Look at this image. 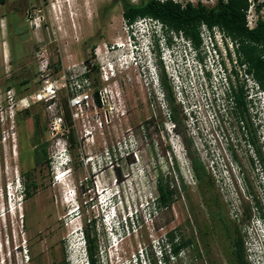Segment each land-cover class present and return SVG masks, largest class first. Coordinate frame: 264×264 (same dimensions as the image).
I'll return each mask as SVG.
<instances>
[{"label":"rangeland","instance_id":"obj_1","mask_svg":"<svg viewBox=\"0 0 264 264\" xmlns=\"http://www.w3.org/2000/svg\"><path fill=\"white\" fill-rule=\"evenodd\" d=\"M139 1L0 0V264H88L86 227L95 229L100 264H235L228 228L243 235L248 259L264 262L260 83L218 28L201 27L197 52L180 35L164 51H147V41L156 47L167 33L148 17L126 22L124 2ZM257 17L251 7L250 26ZM82 60L94 62L91 79L108 89L105 104L76 119L66 90L50 105L23 104L43 84L41 64L58 78ZM163 73L176 120L157 85ZM232 86L246 90L247 112L229 97ZM69 112L65 133L54 131L55 120L64 122ZM34 114L45 127L40 140ZM28 174L38 184L30 197L22 190ZM160 178L177 189L169 207L154 202ZM199 226L210 230L207 245L197 238ZM194 235V245L174 253L175 244Z\"/></svg>","mask_w":264,"mask_h":264},{"label":"trees","instance_id":"obj_2","mask_svg":"<svg viewBox=\"0 0 264 264\" xmlns=\"http://www.w3.org/2000/svg\"><path fill=\"white\" fill-rule=\"evenodd\" d=\"M263 5L261 0H217L213 5L205 4L202 1L197 3L188 1L186 4H182L175 0H140L137 3L124 2L123 16L130 25H133L138 18L148 17L156 19L162 23L169 41H172L174 34H182L199 51L202 49L201 27L206 25L210 33L215 28H218L225 37H229L237 44L239 54L237 60L240 64L247 67L245 71L250 72L259 81L260 87L264 90V17L260 14ZM251 7H254L256 12H258V17L253 27L249 25L248 18V12ZM161 77L167 90V101L172 110L170 116L176 120L177 109L174 105L172 88L167 81L165 73ZM232 94L233 96L229 95V97L234 99L232 102H235L241 111L247 112L249 109L246 90L243 88L238 90L232 86ZM64 118L67 124L71 118V113L69 112ZM32 119L33 135L36 140H40L45 134V127L41 125L40 114L32 115ZM194 164L197 177L201 179V167L197 163ZM28 175L29 177L23 181L22 189L26 197L32 196L38 187L36 181L31 178L30 174ZM157 186L158 195L154 199L156 205L158 207L171 206L174 201V195L177 192L175 186L162 178L157 180ZM220 219H222L221 223L225 227L228 226L223 217H220ZM91 221H93L91 225L95 226L94 220L92 219ZM94 231V227L90 229L86 227L85 231H83L88 264H100L99 242ZM195 238L196 236L194 235L193 237L190 236L180 240L173 247L174 253L178 254L183 248L194 245ZM230 249L238 257L237 264H250L245 262L246 254L242 240L239 239V242L232 241Z\"/></svg>","mask_w":264,"mask_h":264},{"label":"built area","instance_id":"obj_3","mask_svg":"<svg viewBox=\"0 0 264 264\" xmlns=\"http://www.w3.org/2000/svg\"><path fill=\"white\" fill-rule=\"evenodd\" d=\"M204 26L206 27V25ZM133 43L134 42L130 40V44H132V46H135L136 44ZM213 49H215L214 46ZM134 51L135 50H133V52ZM102 53H103V49L101 46L95 48V54L97 56L100 57ZM93 68H94V62H91L90 60H82L80 62H75L69 65L67 71H65L61 77L55 78L51 74V68L49 64L48 63L41 64L40 71H41V75L43 76L42 86L37 92L31 93L29 96H24L23 98H21V101L22 102L24 101L23 104L27 102L29 105V101L31 99L32 102L35 103L40 101H45L50 105L52 103H55V100L59 96L61 91L66 90L69 95L68 98L70 104L74 108L73 118L74 119L79 118L84 114L85 110L91 109L92 107L97 108L98 104H105L107 100L108 89L106 87L97 89L93 85V81L91 79V72ZM110 68H113V66L110 65L108 69L111 70ZM108 77L109 76L104 73L103 75L104 80H107ZM257 87L260 86L258 85ZM97 91H98V95H97ZM259 92L264 93V90L261 89L259 90ZM262 100L264 101V96H262ZM60 119L63 118H61L60 116ZM64 122L59 123L57 122V120H55L56 124H54L53 126L54 131L58 133L61 132L64 134L65 130H67V127H69L66 124V122L65 123ZM249 259H251L250 255H249ZM249 261L252 262L253 264L264 263V262H260V260L255 261L251 259Z\"/></svg>","mask_w":264,"mask_h":264},{"label":"flooded vegetation","instance_id":"obj_4","mask_svg":"<svg viewBox=\"0 0 264 264\" xmlns=\"http://www.w3.org/2000/svg\"><path fill=\"white\" fill-rule=\"evenodd\" d=\"M161 85H162V89H164V91L166 92V94H167V90H166V87L164 86V83H163V81H162V77H161V83H160ZM171 118V117H170ZM176 128V125H174V129ZM215 218H216V220L218 219V221L221 223V220L222 219H220V217L219 218H217L218 217V215H215L214 216ZM200 228H199V232H200V234L198 235V240H200V242H202L203 244H206L207 245V243H209L208 241H207V236H209L210 235V230L208 229V228H205V229H203L201 226H199ZM234 232V233H233ZM233 232L228 228L227 229V231H225V234L227 235V236H233V238H232V240L233 241H236V242H239V239L240 240H242L243 241V243H244V238H243V235H241V237H240V235L236 232V229L235 228H233ZM229 258L231 259V262L233 261V262H235V264H237L238 263V257H237V255L234 253V251L232 250V249H230V253H229ZM215 260V259H214ZM245 262H249L250 264H252L250 261H249V259H248V257H247V255L245 256Z\"/></svg>","mask_w":264,"mask_h":264},{"label":"clouds","instance_id":"obj_5","mask_svg":"<svg viewBox=\"0 0 264 264\" xmlns=\"http://www.w3.org/2000/svg\"><path fill=\"white\" fill-rule=\"evenodd\" d=\"M150 19H152V21H154V20H156V19H153V18H150ZM156 21H158V20H156ZM159 22V21H158ZM161 23V22H160ZM144 31V30H143ZM141 32V35L143 36V37H149V34H147V36H144L143 34L145 33V32H143L142 33V31H140ZM182 38H184V35H182V34H179ZM174 36H178L177 34H174ZM147 40V39H146ZM155 42H156V47L153 45V42L151 41V44L149 45V44H147L148 43V41H147V43H146V46H148V49H147V51H149L150 53L153 51V50H157V49H159L160 51H164L165 50V48H169V47H172V46H174V42H171V41H169L168 39H165L164 41H162V38L161 37H158L156 40H155ZM144 44H145V41L143 42ZM130 46H132V44H129ZM125 47H128L127 45H125ZM165 47V48H164ZM129 49V48H128ZM192 50H195L196 52H197V49H195L194 48V46H193V49ZM197 56H198V59L201 61V62H203V59H205V57L204 56H200L199 55V53L198 54H196ZM111 70H113V68H110ZM208 72H210V70L207 68L206 69ZM111 72H113V71H111ZM161 85L160 83H157V85ZM160 87V86H159ZM259 92V91H258ZM261 103H262V108L264 109V101L261 99ZM113 211H114V209H113ZM116 216V215H115ZM119 224H120V221H119ZM119 224H118V227H119Z\"/></svg>","mask_w":264,"mask_h":264},{"label":"bare ground","instance_id":"obj_6","mask_svg":"<svg viewBox=\"0 0 264 264\" xmlns=\"http://www.w3.org/2000/svg\"><path fill=\"white\" fill-rule=\"evenodd\" d=\"M24 102V101H23Z\"/></svg>","mask_w":264,"mask_h":264}]
</instances>
